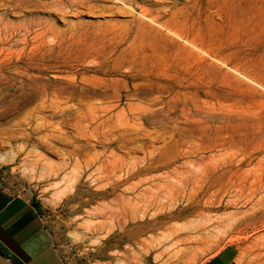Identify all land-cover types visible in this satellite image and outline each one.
Instances as JSON below:
<instances>
[{"label": "rangeland", "instance_id": "374dc122", "mask_svg": "<svg viewBox=\"0 0 264 264\" xmlns=\"http://www.w3.org/2000/svg\"><path fill=\"white\" fill-rule=\"evenodd\" d=\"M0 192L67 264H264V0H0Z\"/></svg>", "mask_w": 264, "mask_h": 264}, {"label": "crops", "instance_id": "0c3cea01", "mask_svg": "<svg viewBox=\"0 0 264 264\" xmlns=\"http://www.w3.org/2000/svg\"><path fill=\"white\" fill-rule=\"evenodd\" d=\"M0 249L19 264H67L39 208L16 196L0 209ZM201 264H239L232 249H222Z\"/></svg>", "mask_w": 264, "mask_h": 264}, {"label": "trees", "instance_id": "16d2710c", "mask_svg": "<svg viewBox=\"0 0 264 264\" xmlns=\"http://www.w3.org/2000/svg\"><path fill=\"white\" fill-rule=\"evenodd\" d=\"M8 201V197H6L5 195H3L0 192V209L4 206V204H6V202ZM36 206V205H35ZM37 207V206H36ZM38 208V207H37ZM1 250V249H0ZM11 261L13 264H19L18 261L10 256H8L7 254H5Z\"/></svg>", "mask_w": 264, "mask_h": 264}, {"label": "water", "instance_id": "95a60500", "mask_svg": "<svg viewBox=\"0 0 264 264\" xmlns=\"http://www.w3.org/2000/svg\"><path fill=\"white\" fill-rule=\"evenodd\" d=\"M0 264H13L12 261L0 250Z\"/></svg>", "mask_w": 264, "mask_h": 264}, {"label": "bare ground", "instance_id": "6f19581e", "mask_svg": "<svg viewBox=\"0 0 264 264\" xmlns=\"http://www.w3.org/2000/svg\"><path fill=\"white\" fill-rule=\"evenodd\" d=\"M130 110V109H129ZM122 136V135H121ZM132 206V205H131ZM127 207V206H126ZM137 207V206H136Z\"/></svg>", "mask_w": 264, "mask_h": 264}, {"label": "built area", "instance_id": "2783aa9c", "mask_svg": "<svg viewBox=\"0 0 264 264\" xmlns=\"http://www.w3.org/2000/svg\"><path fill=\"white\" fill-rule=\"evenodd\" d=\"M92 264H94V263H92Z\"/></svg>", "mask_w": 264, "mask_h": 264}]
</instances>
